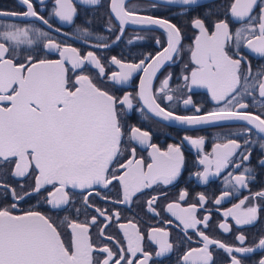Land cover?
<instances>
[{"label": "snow or ice", "instance_id": "6c2138e0", "mask_svg": "<svg viewBox=\"0 0 264 264\" xmlns=\"http://www.w3.org/2000/svg\"><path fill=\"white\" fill-rule=\"evenodd\" d=\"M26 6L23 12L0 11V17H32L51 29L49 21L40 15L33 6L32 0H20ZM85 3L95 5L99 0H84ZM168 5L182 4L188 6L198 5L199 0H163ZM43 4L44 0H37ZM112 11L119 21L118 31L122 35L124 26L132 24L158 25L166 30L167 47L156 58L147 57L153 62L145 67V60L139 63H125L117 57H111L110 63L119 67V71L111 72L105 76V67L94 51H85L81 55L78 48L58 42L56 36L31 26L18 24L4 25L0 30V165L13 164L14 167L6 175L23 178L30 173L34 174V187L31 191L23 185L16 187L0 179V264H134L132 259L125 256V249L119 247L113 252L105 244L97 247L89 235V224H96L97 217L93 216L90 222L78 223L76 220L65 217L56 219L39 211L27 210L23 214H13L17 203L24 201L33 193H39L46 185H51L54 191L48 192L46 203L53 209H63L70 204L69 188L87 190L83 196V203L88 205V198L97 186L107 188L118 182L122 199L115 203L129 204L134 197L142 195L144 189L153 184L162 182L171 184L180 175L184 163V156L180 145H169L167 151H160L157 145L149 143L150 133L142 131L135 126H128L125 112L134 107L133 101L139 100L143 106L168 121H179L185 125H201L219 121L246 122L249 126L242 130L250 136L253 131L258 135L261 149H264V68L253 72L250 61L242 54L246 47L251 53L264 57V0H232L228 6L229 15L242 26L231 29L225 19L210 21L199 17L192 20V24L199 31L195 37L191 50V60L195 67L184 80L189 86H204L211 92L213 100L219 107L205 115L181 116L161 107L163 100L171 102L173 96L167 95L169 75L161 81L158 97L152 90V81L157 71L166 60H170L174 53L179 52L182 36L181 30L168 19H160L151 15H138L137 10H127L124 0H111ZM155 7V5H151ZM259 7V13L253 14ZM76 9L71 0H55L54 15L61 21L72 23ZM211 13L209 12V15ZM211 28V31H210ZM109 29L111 25L109 24ZM59 32L58 29H53ZM81 35L91 36L88 27L78 29ZM140 37H137L139 39ZM120 36H116L119 40ZM41 42L42 49L58 53L59 59L39 58L32 54L18 55L25 45L33 46ZM159 42V41H157ZM97 47H108L107 44ZM70 64L73 71L79 70L74 77L69 76ZM94 66L98 71L95 75L86 74L87 66ZM143 71L144 78L140 80L139 91L125 93L123 96L115 95L118 84L129 81L133 73ZM110 81L105 84L104 81ZM256 94L261 111L253 114L249 111V104L241 101L251 98L256 101ZM161 103H158L157 100ZM185 105L192 104L191 97L184 100ZM143 111V108L141 109ZM199 111V109H197ZM127 127L128 131L125 132ZM127 136V141L124 140ZM192 145L201 148L204 137H184ZM122 141L126 145L122 147ZM130 142L140 145L147 144L152 152V163L145 165L143 158L136 159V148ZM254 143L247 139L241 145L236 139H229L225 144H217L213 148L214 159L205 156L200 163L206 165L203 173H197L204 181L208 180L210 169L215 165L219 174L231 164L235 169L241 168L244 162L250 163L251 151L247 149ZM240 163L232 160L237 150ZM129 152L132 159L126 164H118L116 170L123 169L122 175H116L112 169L114 162L122 152ZM256 166L264 171V157L257 159ZM145 168L147 171H145ZM247 173L248 175H245ZM254 169L244 167L239 175L228 174L227 182L233 189L247 187L255 179ZM5 170L0 168V176ZM99 195V193H97ZM187 195L182 192L180 199ZM230 195L225 191L215 202ZM255 197H264V190L256 192ZM9 197L14 203L2 206L3 201ZM159 197L153 196L147 201V208L151 212ZM107 200L108 197H103ZM245 197L240 204L234 205L239 209L248 200ZM200 200L204 201L203 194ZM99 216L111 221L119 218L120 213L108 215L106 209L95 208ZM180 209L179 204H168L167 210ZM196 205L173 212L181 221L185 231L195 229L201 238L202 247L190 248L182 257L183 264H216L210 247L215 245L224 249L230 255V264H242L236 254H248L257 248L264 249V236L258 239L254 246L231 247L221 244L201 231L199 226L209 227L210 216L198 219L195 215ZM74 211H79L74 209ZM258 207L246 208L237 215L233 209L224 213L225 217L234 216L237 225L252 224L257 220ZM107 227V225H105ZM126 228L125 225H119ZM133 232L125 230L127 239L126 251L135 257L141 253L142 260L136 264H148L151 254L145 252L141 246L144 237L130 225ZM220 228L228 230V226L220 224ZM103 235V229H101ZM113 240V237H109ZM150 239L159 246L156 256H162L173 250V243L169 233L164 229H151ZM241 245L247 237L243 234L236 238ZM94 253L97 255L94 256ZM102 257V258H101ZM258 264H264L260 259Z\"/></svg>", "mask_w": 264, "mask_h": 264}, {"label": "flooded vegetation", "instance_id": "af4514ba", "mask_svg": "<svg viewBox=\"0 0 264 264\" xmlns=\"http://www.w3.org/2000/svg\"><path fill=\"white\" fill-rule=\"evenodd\" d=\"M232 0H211L209 2L188 7H178L177 5H168L157 0H125L124 6L127 10L136 8L137 13L141 15H151L160 19H168L171 23L176 24L181 30V44L178 53H174L170 60H166L152 81V90L158 96H162L159 92L161 81L169 75L167 95L173 96L171 102L166 99L157 102L161 103V107H165L167 111H172L176 115L194 116L202 115L214 111L223 106V102L219 105L213 100L211 92L204 86H193L189 88L184 80L185 76L190 75L191 70L195 67L191 60V50L195 43V37L199 35V31L192 24L194 18L205 19V24L209 25L210 21L225 19L229 23L231 29L235 30L242 26V22L236 21L228 13V6ZM33 6L40 15L44 16L52 26L51 29L43 25L39 20L32 17H0V30H3L4 25L18 24L19 26H31L42 31L49 32L56 36L58 42L68 44L70 47L78 48L81 55L85 51H94L101 58L105 67V76L111 72L119 71V67L110 63L111 57L123 60L125 63H139L140 60H145V67L153 61L147 59L149 55L156 58L158 53H162L167 47L166 30L162 27H134L129 24L124 26V32L121 35L117 30L119 27L118 18L112 11L111 0H99L95 5L85 3L84 0H71L72 5L76 9L72 23L61 21L54 15L55 0H44V3L38 4L37 0H32ZM151 5H155L152 7ZM26 6L21 4L20 0H0V11L6 12H23ZM209 12L211 13L209 15ZM259 13V7L254 10V15ZM109 24L111 29H109ZM88 27L91 36L81 35L78 29ZM58 29L59 32L53 31ZM211 31V28H210ZM116 36H120L116 40ZM137 37H140L137 39ZM159 41V42H157ZM107 44L108 47H97V45ZM39 56V58L59 59L58 53L42 49L41 42L37 40V44L33 46L25 45L18 52V55ZM242 54L250 61L253 72L259 68H264V57H260L255 53H251L246 47L242 48ZM69 69V76L74 77L79 70L73 71L70 64H66ZM86 74L95 75L98 71L94 66H87ZM144 78V72L139 71L133 73L131 79L124 84L116 85L120 91H116L115 95L123 96L125 93H136L139 91L140 80ZM105 84H110V81L105 80ZM191 97L193 103L185 105L184 100ZM260 100L256 94V101L247 98L241 102L249 104V111L253 114H260L261 107L258 103ZM134 107L125 112V120L128 126H135L142 131L150 133L149 143L158 146L160 151H167L169 145L179 144L184 156V163L180 171V175L171 184H163L158 182L150 188L144 189L142 195L134 197L129 204L115 203L122 199L120 194L119 184L113 181L107 188L97 186L92 195L88 198V205L83 203V196L87 195V190L69 188L70 204L63 209H53L51 205L46 203L47 193L54 191L53 186L46 185L39 193L32 194L26 197L24 201L15 202L11 197L3 201L2 206H7L11 203H17L15 214L23 213L27 210L39 211L45 215H49L56 219L76 220L78 223L90 222L93 216L97 217L96 224H89V235L97 247H103L105 244L112 249L113 252L118 251L116 241H119V247L125 249V256L132 259L134 264L142 260L141 253H137L132 257L127 249V239L124 236L125 230L133 232L134 229L130 225H135L139 233L144 237L141 241V246L145 252L151 254V259L148 264H183L182 257L190 248L202 247L201 238L196 233L195 229L184 230L181 221L173 212H180V209L188 208L190 205H196V217L203 219L204 216H210L209 227L204 228L200 225L201 231L212 239L220 241L221 244L231 247H249L254 246L261 236H264V197H255L256 192L264 190V171L256 166L257 159L264 157V149L259 146L258 135L253 133L248 136L242 130L249 127L246 122L240 121H224L214 122L205 125H197L193 127L180 126L177 124L168 123L156 117L146 106L142 105L138 99L133 101ZM143 108V111L141 110ZM199 109V111H197ZM127 127L125 132H127ZM264 136L263 134H259ZM204 137V143L201 148H197L184 139V137ZM229 139H236L241 145L247 139L254 143L247 149L251 151L250 163L244 162L239 169H235L231 164L224 168L219 174H215V165L210 169V174L207 181H204L197 173H203L206 165L200 161L205 156L210 160L214 159L213 148L217 144H225ZM127 141V136L124 138ZM126 145L122 141V147ZM131 147L136 148V159L143 158L145 165L152 163V157L149 155L152 149L147 145H140L137 142H130ZM245 151L242 147L237 150V154L232 157L236 163H240L239 153ZM129 159H132L129 152H122L117 157V162H114L112 170L118 168V164H126ZM14 167L13 164L0 165V168L5 170V175L0 176L5 183L16 187L20 191L18 185H23L27 190L31 191L34 187V174L19 178L6 175ZM244 167L254 169L255 179L248 183L247 187L240 188L239 191L233 189L231 184L227 182L228 174L239 175L243 172ZM123 169L116 170V175H122ZM145 171L147 169L145 168ZM245 175H248L245 173ZM229 192L230 195L222 199L219 204L215 201L219 199L223 192ZM182 192L187 195L183 200L180 199ZM99 193V195H97ZM205 197L204 201L200 200V195ZM108 197L107 200L103 197ZM153 196L159 197L153 205L156 209L151 212L147 208V201ZM249 197L239 209H234L233 206L240 204L241 200ZM168 204H179L180 209L167 210ZM95 208L106 209L108 215L114 212H119V218L115 217L109 221L105 217H101L95 211ZM257 206V220L248 225H237L234 216L225 217L224 213L229 209L239 215L246 208ZM74 209L79 210L74 211ZM125 225L122 229L119 225ZM220 224L228 226V230L220 228ZM107 225V227H105ZM164 229L169 233V239L173 243V250L165 253L162 256H156L159 251L157 243L150 239L151 229ZM103 229V235H101ZM243 234L247 237L246 241L241 243L236 239L237 236ZM113 237V240H109ZM213 259L216 264H230V255L222 248L215 245L210 247ZM97 253H94V256ZM242 260V264H258L260 259H264V249L257 248L254 252L248 254H236ZM102 258V257H101ZM121 264H124L121 261Z\"/></svg>", "mask_w": 264, "mask_h": 264}, {"label": "water", "instance_id": "95a60500", "mask_svg": "<svg viewBox=\"0 0 264 264\" xmlns=\"http://www.w3.org/2000/svg\"><path fill=\"white\" fill-rule=\"evenodd\" d=\"M125 1V0H124ZM157 1H159V2H161V3H164L163 2V0H157ZM209 1H211V0H199V4L198 5H200V4H203V3H206V2H209ZM173 5H177L178 7H188V6H185V5H182V4H179V3H177V4H173ZM193 6H196V5H193ZM138 15H141V14H138ZM129 25H131V26H134V27H140V28H144V27H160V26H158V25H142V24H132V23H128ZM154 114V113H153ZM155 115V114H154ZM202 115H205V114H202ZM156 116V115H155ZM182 116V115H181ZM157 117V116H156ZM158 118H160V119H162V120H164L162 117H158ZM164 121H166V122H168V123H171V124H177V125H180V126H189V127H193V126H191V125H185V124H182V123H180L179 121H168V120H164ZM219 122H224V121H219ZM209 124V123H208ZM201 125H205V124H201ZM195 126H197V125H195ZM264 135V134H263ZM43 189V188H42ZM33 194H35V193H33ZM13 214H15V213H13ZM20 214H23V213H19V214H15V215H20Z\"/></svg>", "mask_w": 264, "mask_h": 264}]
</instances>
